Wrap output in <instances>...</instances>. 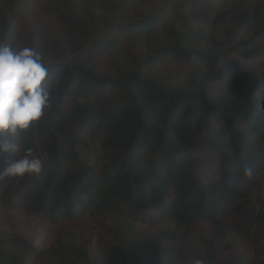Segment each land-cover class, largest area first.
Here are the masks:
<instances>
[{"label":"trees","instance_id":"1","mask_svg":"<svg viewBox=\"0 0 264 264\" xmlns=\"http://www.w3.org/2000/svg\"><path fill=\"white\" fill-rule=\"evenodd\" d=\"M231 2L243 11L228 34L218 20L227 0L165 4L142 20L114 7L86 45L77 29L68 62L47 64L51 107L14 141L41 155L42 173L0 180V206L42 230L0 240V264H88L70 228L55 234L87 217H114L122 231L99 264L162 263L135 243L136 227L203 224L219 243L225 220L255 205L264 227V16L255 0ZM142 43L148 54L105 71ZM15 158L0 153V168Z\"/></svg>","mask_w":264,"mask_h":264},{"label":"rangeland","instance_id":"2","mask_svg":"<svg viewBox=\"0 0 264 264\" xmlns=\"http://www.w3.org/2000/svg\"><path fill=\"white\" fill-rule=\"evenodd\" d=\"M22 1L20 6L13 7L11 0H0V42L14 49L31 47L44 57L47 64H55L68 62L69 44L75 38V32L78 36L77 29L83 31L85 45L107 31L111 26L108 18L114 7L129 6V19L142 20L165 4L186 6L191 0H35L25 14L22 11L24 2L29 4L33 0ZM255 1L260 5V14L264 16V0ZM46 4L54 8L47 11ZM219 7V28L228 34L232 25L239 22L238 14L243 9L240 3L233 5L229 0ZM12 11L16 12L15 18L10 14ZM261 51L264 53V45ZM145 54H148L145 44L133 46L125 55L111 61L105 71L113 73L115 66ZM257 209L255 205L226 219L224 226L227 237L219 243L211 240L210 226L203 224L178 227L163 223L136 227L133 239L140 247H146L150 254L159 250L166 257L160 264H166V260H171V264H193L198 258L204 259L205 264H264V227L256 229L254 226ZM36 226L34 220L21 211L0 206V240L40 234L42 229ZM117 226L111 216L99 219L87 217L61 224L55 234L64 227L70 228L77 241L86 246L88 264H99L101 258L107 259L119 248V237H115ZM48 240L47 245L50 246L53 239L49 237ZM177 256L182 260L180 263L174 258Z\"/></svg>","mask_w":264,"mask_h":264},{"label":"clouds","instance_id":"3","mask_svg":"<svg viewBox=\"0 0 264 264\" xmlns=\"http://www.w3.org/2000/svg\"><path fill=\"white\" fill-rule=\"evenodd\" d=\"M52 95L44 57L31 47L14 49L0 42V153L16 156L0 168V180L42 173L45 160L41 155L14 141L42 120L51 107ZM193 264H205V260L198 258Z\"/></svg>","mask_w":264,"mask_h":264}]
</instances>
